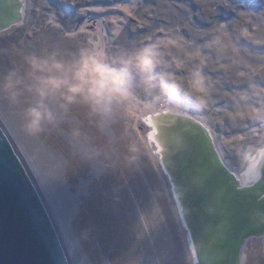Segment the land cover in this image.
<instances>
[{
  "label": "rangeland",
  "instance_id": "rangeland-1",
  "mask_svg": "<svg viewBox=\"0 0 264 264\" xmlns=\"http://www.w3.org/2000/svg\"><path fill=\"white\" fill-rule=\"evenodd\" d=\"M104 3L25 0L22 21L0 31V71L22 67L27 53L55 50L71 59L86 44L99 43L111 51L169 38L184 43L182 51L168 50L184 66L176 67L166 53L171 67L164 70L185 87L197 65L211 67L229 57L234 63L219 74L207 75L214 67L205 70L210 90L204 105L182 91L169 107L132 106L121 119L102 122L84 105L74 104L67 112L57 109V121L40 137L21 130L15 107L0 105V120L43 193L72 264H192L186 230L143 119L166 108L201 121L225 164L240 176L248 146L264 140V125L250 116L253 108H264L254 97L264 93L257 84H245L249 73L264 75V54L236 44L238 37H250L239 23L220 30L205 25L211 21L207 6L192 12L175 0ZM261 27L264 33L263 23ZM217 38L220 50L213 44ZM190 51H198V58L187 59ZM246 67L248 71L237 72ZM136 95L138 101L143 97L139 90ZM130 139L139 149L134 164L127 161ZM242 264H264V235L245 241Z\"/></svg>",
  "mask_w": 264,
  "mask_h": 264
},
{
  "label": "water",
  "instance_id": "water-1",
  "mask_svg": "<svg viewBox=\"0 0 264 264\" xmlns=\"http://www.w3.org/2000/svg\"><path fill=\"white\" fill-rule=\"evenodd\" d=\"M2 2L0 31L22 21L25 5V0ZM161 115H170L172 120L160 127L169 137L163 150L150 138L154 126L148 122ZM143 121L148 143L158 156L186 230L192 264H197L196 254L202 249L194 242L199 228L217 226L222 227V233L213 245L220 251L219 257L198 263L242 264L245 241L264 235V154L258 181L247 183L243 176L250 154L264 152V143L246 153V167L238 176L225 164L210 130L201 121L170 110L149 114ZM183 213L189 222L185 223ZM0 264H72L45 197L1 120Z\"/></svg>",
  "mask_w": 264,
  "mask_h": 264
},
{
  "label": "clouds",
  "instance_id": "clouds-1",
  "mask_svg": "<svg viewBox=\"0 0 264 264\" xmlns=\"http://www.w3.org/2000/svg\"><path fill=\"white\" fill-rule=\"evenodd\" d=\"M213 44L221 49L219 38ZM184 47L179 38H169L111 51L99 43L86 44L71 59L55 50L27 53L22 57V67L13 65L0 71V105L18 110L21 130L31 137L46 133L47 126L57 121V109L67 112L74 104L84 105L89 115L102 122L121 119L132 106L169 107L182 91L204 105L210 85L200 65L192 68L186 87L164 70L171 67L166 53L176 67L184 66V60L168 51H182ZM185 56L192 60L199 52H185ZM137 90L143 93L139 101ZM250 116L264 120V108H253ZM127 151L128 163H136L139 149L135 140H129Z\"/></svg>",
  "mask_w": 264,
  "mask_h": 264
},
{
  "label": "trees",
  "instance_id": "trees-1",
  "mask_svg": "<svg viewBox=\"0 0 264 264\" xmlns=\"http://www.w3.org/2000/svg\"><path fill=\"white\" fill-rule=\"evenodd\" d=\"M174 1V0H172ZM176 2L186 3L192 12H199L203 7H208L207 10L211 16V21L205 23L207 26H212L216 30L222 28H228L233 26L234 23H239L240 28L249 33L250 37H238L236 44L245 46L246 48H251L257 53L264 54V33L261 27V23L264 24V0H175ZM102 2V1H101ZM105 0H103V4ZM206 11V12H207ZM234 58H225L218 59L216 65H211V67H202L203 73L206 69L214 67V71L208 73L210 76L214 74H219L225 68L233 64ZM217 61V60H216ZM215 61V62H216ZM248 71L246 68H239L237 72L244 73ZM262 74V73H261ZM245 84L254 85L257 84L261 89V92L264 93V75H257L249 73L247 82ZM244 89V88H243ZM249 89L247 91V96H249ZM258 101L264 103V96L256 97ZM164 110H169L166 108H161ZM142 124L145 125L142 121ZM258 125H264V120H258ZM147 128V126H146ZM148 129V128H147ZM264 143V140L249 145L247 152L250 151L254 146H260ZM251 148V149H250ZM246 152V153H247Z\"/></svg>",
  "mask_w": 264,
  "mask_h": 264
},
{
  "label": "bare ground",
  "instance_id": "bare-ground-1",
  "mask_svg": "<svg viewBox=\"0 0 264 264\" xmlns=\"http://www.w3.org/2000/svg\"><path fill=\"white\" fill-rule=\"evenodd\" d=\"M2 5H4V2L0 0V14H2L1 13ZM0 18H1V15H0ZM160 117H161L160 119L154 118L152 120H149L148 122L150 125L154 126L152 134H150V138L156 141L160 150H163L165 140L166 138H169V137L165 136V133L161 132L160 127L162 124L172 123V120H171L170 115H161ZM263 154L264 152L262 149L259 150L257 153L253 154L252 156L250 154L248 167L243 174L245 182H250L253 180L258 181V179L260 178V174L262 173L261 172L262 170L260 169V163H261ZM182 192H180L179 194H181ZM176 195L178 198V194ZM178 201L180 203L179 199ZM185 216L187 219L184 218V213H183V218L185 220V223L187 222V220L189 222L188 215L185 214ZM221 233H222V227L220 226H217L215 229L205 227L202 230L201 228H199L198 236L195 237V241H194L197 247L198 246L202 247V249L199 250L198 253L196 254L197 264H199L198 260L201 261V259L210 261V260H214L217 257H219L220 251L218 249L215 250L213 244L216 241V239L220 236Z\"/></svg>",
  "mask_w": 264,
  "mask_h": 264
},
{
  "label": "snow or ice",
  "instance_id": "snow-or-ice-1",
  "mask_svg": "<svg viewBox=\"0 0 264 264\" xmlns=\"http://www.w3.org/2000/svg\"><path fill=\"white\" fill-rule=\"evenodd\" d=\"M129 15H131V13H129ZM8 23H11V21H9ZM113 23H115V21H113Z\"/></svg>",
  "mask_w": 264,
  "mask_h": 264
}]
</instances>
